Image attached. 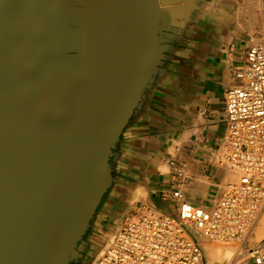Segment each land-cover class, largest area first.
I'll use <instances>...</instances> for the list:
<instances>
[{
    "label": "water",
    "instance_id": "95a60500",
    "mask_svg": "<svg viewBox=\"0 0 264 264\" xmlns=\"http://www.w3.org/2000/svg\"><path fill=\"white\" fill-rule=\"evenodd\" d=\"M207 1L0 0V264H85L123 137Z\"/></svg>",
    "mask_w": 264,
    "mask_h": 264
},
{
    "label": "crops",
    "instance_id": "0c3cea01",
    "mask_svg": "<svg viewBox=\"0 0 264 264\" xmlns=\"http://www.w3.org/2000/svg\"><path fill=\"white\" fill-rule=\"evenodd\" d=\"M239 10L233 0L207 1L168 61L145 115L125 133L119 180L102 209L111 216L109 231L140 203L176 213V189L203 207L219 197L228 172L216 158L227 128L225 95L255 42Z\"/></svg>",
    "mask_w": 264,
    "mask_h": 264
},
{
    "label": "built area",
    "instance_id": "2783aa9c",
    "mask_svg": "<svg viewBox=\"0 0 264 264\" xmlns=\"http://www.w3.org/2000/svg\"><path fill=\"white\" fill-rule=\"evenodd\" d=\"M262 12L263 36L249 47L235 71L236 84L226 91L227 130L218 164L238 181L226 184L211 210L191 206L176 190L174 197L182 200L180 221L141 204L111 246L88 264H217L202 260L183 221L196 224L211 239L248 247L249 255L235 264H264V238L251 244L247 238L264 209V0Z\"/></svg>",
    "mask_w": 264,
    "mask_h": 264
},
{
    "label": "bare ground",
    "instance_id": "6f19581e",
    "mask_svg": "<svg viewBox=\"0 0 264 264\" xmlns=\"http://www.w3.org/2000/svg\"><path fill=\"white\" fill-rule=\"evenodd\" d=\"M253 5L259 6V17H260V31H259L258 38L254 42V43H256V42H259L261 40V37L263 36V12H262L263 11V0H256V2L254 4H250V6H248V7H250L249 12H248L249 14L254 13V11H255V8L256 7L253 6ZM225 116H226V95H225ZM223 152L224 151H223L222 144H221V149L218 152L217 157H216L217 159H219V163H220V156H221V154ZM222 168L225 169V167H223V166H222ZM226 170L227 169H225V171ZM227 171H228L227 172V178H228V180L226 181V184H228L230 182L233 183V182L238 181V176L237 175H235L232 172H230L229 169ZM226 184H225V186H226ZM176 190L181 191L179 193L184 196V199L189 204H191V206H193V207H200V208H203L205 210H211L212 207L214 206L215 202L218 199L217 198L215 200V202L211 206H209V207L198 206V205H195V204L191 203L190 201H188L186 199L184 193L182 192V190H180V189H176ZM176 190L173 192V197L175 196L174 193L176 192ZM174 198L178 201V205L176 207V213H174V214H164V213L160 212L159 210H157L156 208H154L153 206H151L149 204L140 203V204H137L132 209V211L129 213V215H128L127 218L130 219L134 215L137 207H139L142 204V205H145V206L149 207V209H151L157 215L164 216V217H170V218L174 219L175 221H180L179 205H180V203H181L182 200L181 199H178L176 197H174ZM183 223L186 224L185 225L186 235L189 238H191L192 240L196 241L199 244V246L201 248V251H202V260L203 261H204L203 252L206 254V257H207L208 261H210L209 263H217V264H235V263H238V262H241V261L245 260V258L249 255V249H245V248H248V247L243 246L242 243H241V245L238 244V243H234V242L224 243V242H220L218 240L211 239V238L207 237L204 234V231L201 228H199L196 224H194L192 222H189V221H183ZM116 228L117 229L114 230V232L107 238V240L106 239H103L102 241H99L101 239L100 236L96 240H93L94 246L90 249V253H89V256L91 254L93 256L90 257V258L88 256V258L85 261V264H88L91 261H93L94 259H96L97 257H99L104 250H107L108 247L111 246V243H112L113 238H114L113 236L115 234H117L121 230L122 227L120 228V226L118 225V227H116ZM251 232L252 233H250V235H248V237H247L249 239V243L250 244L251 243H255L254 242L255 240H259L260 241V239L264 236V209L260 212V214H259V216H258V218L256 220V223L254 225V228L252 229ZM254 235H256V236H254ZM216 242L223 243L225 245L226 244L227 245H229V244L234 245V246H236V249L234 250V248H233V250L232 249L231 250L229 249L226 252H222L221 249L220 250L216 249V246H215V243ZM97 243H98V246L96 247ZM234 254H237L238 257L234 258V256H233ZM220 257H222V258H220ZM218 258H220V259H218ZM215 259H217L219 262H215L216 261ZM230 260H232V261H230Z\"/></svg>",
    "mask_w": 264,
    "mask_h": 264
},
{
    "label": "rangeland",
    "instance_id": "374dc122",
    "mask_svg": "<svg viewBox=\"0 0 264 264\" xmlns=\"http://www.w3.org/2000/svg\"><path fill=\"white\" fill-rule=\"evenodd\" d=\"M233 1H234V4H236V5H238L240 7V10L239 11L243 15H245L244 16L245 17L244 20H245L246 24L248 25L249 31L255 33V40H256L258 38V36H259V31H260L259 6L253 5V6L256 7L254 13H251V14L248 13L249 12V9H250V7H248V6H250V4H254L256 2V0H233ZM227 180H228V178L226 179V181ZM222 190H223V188H222ZM102 213H103V216H102V218H100V221H99V223L97 225L95 234L93 233L90 236V239L92 241L93 240H96L99 236L101 237V239L99 241H102L103 239H106L107 240V238L114 232V230L117 229L116 227H118V225L115 224L114 225V230L113 231H109L110 230V226L109 225H113L112 224V221H111V216H110V214L108 212H105L104 210H103ZM127 217L128 216L126 215L125 218H124V220L122 221V223L119 225L120 228L124 224V222L127 219ZM254 236H256V235H254ZM262 238H264V236ZM257 241H259V240H255L254 242H257ZM215 246H216V249H218V250L221 249L222 252H226L229 249L230 250L231 249L233 250V248H234V250L236 249V246H234V245H231V244H229V245L226 244L225 245V244L219 243V242H216L215 243ZM92 256L93 255L91 254L89 256V258L92 257ZM203 256H204L203 257L204 258V261H208V259L206 257V254L204 252H203ZM233 256H234V258L238 257L237 254H234ZM220 258H222V257H220ZM220 258H218V259H220ZM215 260H216L215 262H219L217 259H215ZM230 261H232V260H230ZM208 262H210V261H208Z\"/></svg>",
    "mask_w": 264,
    "mask_h": 264
}]
</instances>
